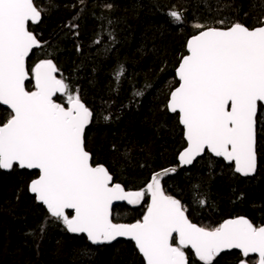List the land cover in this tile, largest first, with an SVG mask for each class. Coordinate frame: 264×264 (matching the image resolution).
<instances>
[{
    "label": "snow or ice",
    "instance_id": "obj_1",
    "mask_svg": "<svg viewBox=\"0 0 264 264\" xmlns=\"http://www.w3.org/2000/svg\"><path fill=\"white\" fill-rule=\"evenodd\" d=\"M46 11L35 0H0V105L10 110L0 122V170L35 171L28 190L49 218L69 233L85 234L92 245L127 238L144 264H190L186 250L200 264H214L231 250L239 251L236 264H264V225L240 216L216 227L198 226L181 201L166 194L163 176L175 174L177 167L153 173L145 187L132 191L115 182L104 164L93 162L86 143L93 112L79 88L58 77L51 58L27 66L30 54L46 43L31 30ZM168 16L172 23H184L182 12L172 10ZM216 23L220 27L192 25L197 32L186 41L175 69L178 86L165 104L178 116L186 142L178 167L210 153L234 173L250 177L257 171L258 125L264 126V17L251 28L240 22ZM124 71L122 65L114 71L117 85ZM57 94L66 101L58 102ZM193 199L201 207L207 203L199 184L193 185ZM116 201L144 202L146 211L135 223L114 222ZM44 228L40 226L41 233Z\"/></svg>",
    "mask_w": 264,
    "mask_h": 264
},
{
    "label": "trees",
    "instance_id": "obj_2",
    "mask_svg": "<svg viewBox=\"0 0 264 264\" xmlns=\"http://www.w3.org/2000/svg\"><path fill=\"white\" fill-rule=\"evenodd\" d=\"M35 3L47 11L31 30L46 43L32 54L28 67L51 58L59 68L58 77L79 88L82 101L93 112L86 131L93 162L104 164L115 182L132 191L145 187L153 173L178 168L177 157L186 142L178 116L170 114L165 104L168 93L178 86L175 69L186 52V41L197 32L192 25L220 27L216 22L226 20L251 28L264 17V0ZM172 10L183 13L184 23H172L168 16ZM121 65L125 71L117 85L114 71ZM26 86L31 89L30 83ZM137 91L143 95H135ZM56 99L66 101V97ZM8 112L0 106V122ZM104 116L110 119L105 121ZM257 151L258 170L252 178H241L231 166L206 154L191 168L165 178L162 186L181 201L198 226L216 227L240 216L264 225V126L259 125ZM33 178L35 172L0 170V264H144L132 243L94 248L84 237L72 236L31 196L28 185ZM196 184L207 200L203 207L193 199ZM145 211L144 202L116 207L113 221L135 223ZM41 225H45L43 233ZM186 252L190 264H200L191 251ZM238 256L224 254L214 264H236Z\"/></svg>",
    "mask_w": 264,
    "mask_h": 264
},
{
    "label": "water",
    "instance_id": "obj_3",
    "mask_svg": "<svg viewBox=\"0 0 264 264\" xmlns=\"http://www.w3.org/2000/svg\"><path fill=\"white\" fill-rule=\"evenodd\" d=\"M41 22H39V23H37V24H35V25H32V26H38L39 24H40ZM39 49H35L34 51H33V53L35 52V51H38ZM32 53V54H33ZM32 54H30V56H29V58H28V60H27V66H28V61H29V59L31 58V56H32ZM177 78V77H176ZM177 81H178V78H177ZM27 83L28 82H26V85H27ZM57 97H62L60 94H57ZM56 97V98H57ZM3 109H5V110H7V111H10L9 109H7V106L6 105H0ZM170 113V112H169ZM170 114H172V115H175V114H173V113H170ZM91 125V124H90ZM90 125L88 126V128L90 127ZM181 126V125H180ZM182 127V126H181ZM88 128L86 129V131L88 130ZM206 154H209L210 156H212L213 158H215V159H220V160H222L221 158H217V157H215V156H213V155H211L210 153H206ZM205 154V155H206ZM205 155H202L201 157H198L197 158V160L194 162V164L198 161V160H200L201 158H203ZM223 161V160H222ZM193 164V165H194ZM193 165H191V166H184V167H178L177 168V171H176V173L175 174H165L164 176H163V179H162V181L165 179V178H167V177H174L180 170H184V169H189V168H191ZM228 165V164H227ZM230 166V165H229ZM21 170V169H20ZM257 170H258V162H257ZM2 171H5V170H2ZM24 171H27V172H35V171H29V170H24ZM5 172H10V171H5ZM256 173H257V171H256ZM256 173L253 175V176H250V177H243V176H241L240 174H238V173H235V174H237L238 176H240L241 178H243V179H246V178H252V177H254L255 175H256ZM162 181H161V183H162ZM30 194H31V196H33L34 197V194H32L31 192H30ZM38 203V202H37ZM39 205H41L40 203H38ZM129 206V207H135V206H138V205H128L127 204V202L126 201H116V202H114V204H113V211H114V209L116 208V207H120V206ZM140 205V204H139ZM41 206H43V205H41ZM44 207V206H43ZM44 209H45V207H44ZM46 210V209H45ZM67 211H69V212H71V210H67ZM47 212V211H46ZM186 215H187V213H186ZM188 216V215H187ZM112 219H113V215H112ZM72 236H74V237H84L86 240H87V238H86V235L85 234H73V233H70ZM175 235V234H174ZM119 242H129V243H132L133 245H134V242L133 241H131V240H129V239H127V238H124V237H118L116 240H114V241H112L110 244H105V245H92L88 240H87V243L89 244V245H91V246H93L94 248H101V247H105V246H112V245H115L116 243H119ZM135 246V245H134ZM138 251V250H137ZM190 251V250H189ZM232 252H237V253H239V251L238 250H231V251H226V252H224V253H221V255L220 256H222V255H224V254H228V253H232ZM139 253V252H138ZM141 256V255H140ZM219 256V257H220ZM142 257V256H141ZM143 258V257H142ZM218 258V257H217ZM198 260V259H197Z\"/></svg>",
    "mask_w": 264,
    "mask_h": 264
},
{
    "label": "bare ground",
    "instance_id": "obj_4",
    "mask_svg": "<svg viewBox=\"0 0 264 264\" xmlns=\"http://www.w3.org/2000/svg\"><path fill=\"white\" fill-rule=\"evenodd\" d=\"M196 259V258H195ZM197 260V259H196Z\"/></svg>",
    "mask_w": 264,
    "mask_h": 264
}]
</instances>
